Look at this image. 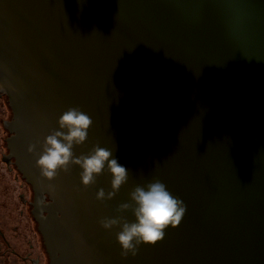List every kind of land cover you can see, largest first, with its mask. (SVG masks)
I'll use <instances>...</instances> for the list:
<instances>
[{"label": "water", "instance_id": "obj_1", "mask_svg": "<svg viewBox=\"0 0 264 264\" xmlns=\"http://www.w3.org/2000/svg\"><path fill=\"white\" fill-rule=\"evenodd\" d=\"M0 92L49 264H264V0H0ZM69 107L93 120L74 154L129 171L112 200L107 167L84 187L36 166ZM154 178L186 213L124 258L99 221H134L118 206Z\"/></svg>", "mask_w": 264, "mask_h": 264}, {"label": "clouds", "instance_id": "obj_2", "mask_svg": "<svg viewBox=\"0 0 264 264\" xmlns=\"http://www.w3.org/2000/svg\"><path fill=\"white\" fill-rule=\"evenodd\" d=\"M93 124L91 117L79 107H69L58 120V130H52L44 137L42 151L38 154L36 166L42 177L53 180L63 170L68 172L73 166H78L80 180L84 187L94 185L105 167L112 179L110 191L99 188L96 192L98 201L112 200L122 185L129 178L128 169L121 165L113 152L95 145L87 154L76 156L74 146L83 145L88 139V130ZM35 145H29V152H35ZM130 203H122L117 211L123 213L131 210L135 220L127 221L123 216L105 217L99 223L105 230L119 226L116 240L121 247V256L126 258L131 254L136 256L139 247L154 245L164 239L165 229L177 227L185 213L184 202L174 197L165 183L154 178L146 185H137L130 192ZM43 201H38V205Z\"/></svg>", "mask_w": 264, "mask_h": 264}, {"label": "flooded vegetation", "instance_id": "obj_3", "mask_svg": "<svg viewBox=\"0 0 264 264\" xmlns=\"http://www.w3.org/2000/svg\"><path fill=\"white\" fill-rule=\"evenodd\" d=\"M11 118L7 96L0 92V264H49L32 212L33 188L8 148Z\"/></svg>", "mask_w": 264, "mask_h": 264}]
</instances>
